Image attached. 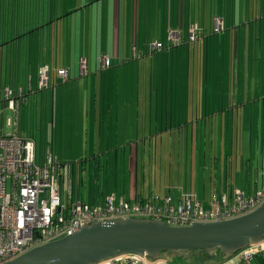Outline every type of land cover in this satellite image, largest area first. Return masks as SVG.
Listing matches in <instances>:
<instances>
[{"label": "crops", "instance_id": "0c3cea01", "mask_svg": "<svg viewBox=\"0 0 264 264\" xmlns=\"http://www.w3.org/2000/svg\"><path fill=\"white\" fill-rule=\"evenodd\" d=\"M167 1L170 0H83L79 8H70L69 0H0V45L16 38L13 43L0 47V90L2 92L7 88L15 95L6 101L0 92V135L6 131L3 117L11 110L12 114L16 112L14 123L18 135L33 139L35 135H26L27 132L21 130L17 112L20 106L25 107L30 100L28 96L34 93V76L37 85L42 66L66 71V84L60 87L59 78L51 74V88L44 90L46 93L43 95L53 114L52 131L56 129L54 110L60 103L64 122L61 126L67 124L70 130L78 132L79 137L75 136L78 138V150L74 153L60 151L58 154L54 151L57 142L51 136L50 140L46 138L41 143L42 153L38 158L37 142L34 145L36 162L39 159L37 164L42 162L49 147L61 164L72 166L73 177V164L76 166L77 180L72 183V201L80 199L90 205H102L107 196L113 197L117 203L158 195L170 197L175 203L186 197L192 204L199 203L204 210H208L213 196L219 198L235 191L252 196L262 186L264 58L213 60L208 58L206 42L207 37L216 36L213 34L214 16L224 19V24L230 14L234 16L233 26L227 27L224 33L238 25L235 19H242L246 12L241 7L242 0H184L189 1L190 7L188 10L185 8L182 14H179L177 4L171 8ZM147 2L151 3V9L152 4L157 2L162 6L158 16L162 36L153 43H161L163 49L166 43L168 50L185 48L186 53L179 54L185 63L174 79L176 84H173V89L158 94L160 100L157 104L160 103V106L152 105V91L143 90L142 96L139 94L137 97L142 101L135 108L132 90L120 91L118 87L112 90L117 75L115 77L111 69L120 65L121 55L129 56L126 43L130 42L131 31L133 59H139L143 54L149 57L159 53L153 52L151 47L147 51L152 41L146 42L145 30L143 47L140 45L142 13L139 9ZM96 3L100 4L96 6ZM72 11L80 13L82 28L78 44V34L74 38L75 45L69 43V16ZM166 11H173V15H166ZM97 16L102 18L100 26L105 23L107 26L105 19L108 16L115 17L112 34H106V39L100 32V40L99 37L96 40L98 33H94L95 50L96 47L99 49V56L90 47L91 43L87 45L89 31L86 34L87 27L81 22V19H97ZM152 16L153 13L149 18ZM128 17L134 22L130 27L125 24ZM136 18L140 19L137 20L138 26H135ZM150 23L153 24L152 21ZM96 25L98 31V22ZM191 27L196 30L194 41H189ZM171 32L179 34L178 47L169 42L168 34ZM126 33L127 40L124 42ZM195 35H199L197 41ZM198 42L202 44L197 47L198 52L192 54L191 46H197ZM6 50L12 51V59L6 57ZM103 56L109 61L108 69L103 66ZM195 60L199 68L191 73L190 64ZM82 65L86 67L87 75H80ZM145 80L150 86L148 72ZM25 90L28 96L24 95ZM22 97L24 102L15 111L12 110L11 103L19 102ZM115 100L116 104L113 103ZM65 105L78 110V113L74 112L77 115L67 117L65 110L68 107ZM50 113L44 117L45 121L50 119ZM91 162L98 164V171L96 175L94 172L89 203L84 172ZM252 264L262 263L256 260Z\"/></svg>", "mask_w": 264, "mask_h": 264}, {"label": "built area", "instance_id": "2783aa9c", "mask_svg": "<svg viewBox=\"0 0 264 264\" xmlns=\"http://www.w3.org/2000/svg\"><path fill=\"white\" fill-rule=\"evenodd\" d=\"M213 27L215 32L222 30V20L216 19ZM168 35L172 45L180 44L178 33L171 32ZM193 39L194 30L191 27L189 41ZM150 47L152 51L163 49V45L158 42L152 43ZM102 59L103 66L108 69V59L104 56ZM85 72L86 67L80 66V73ZM56 74L59 80L67 81L66 71L57 70ZM48 87L49 70L41 67L37 89L43 91ZM5 97H12L8 89L5 90ZM11 106L12 110L16 109L18 101H13ZM14 118L9 116L5 119L6 131L0 135V264L10 262L40 245L71 236L80 228L95 223L144 219L161 221L172 227H187L195 223L242 217L264 202V176L261 188L252 196H244L239 191L219 198L213 196L208 210H204L199 203L192 204L186 197L175 203L170 197L158 195L119 201L115 205L114 198L110 196L105 198L102 205H90L80 199L72 201V166L61 164L49 147L42 162L37 164L34 143L18 135ZM256 256L264 260V243L246 248L224 264H251ZM100 264L171 263L124 255Z\"/></svg>", "mask_w": 264, "mask_h": 264}, {"label": "rangeland", "instance_id": "374dc122", "mask_svg": "<svg viewBox=\"0 0 264 264\" xmlns=\"http://www.w3.org/2000/svg\"><path fill=\"white\" fill-rule=\"evenodd\" d=\"M65 1L66 0H64V2ZM82 3H83V0H69L68 4L70 8H79L82 5ZM167 3L170 4L171 8H173V6L177 4V6L179 7L178 8L179 14H182L185 8L188 10V8L190 7L189 1L184 2V0H170V1H167ZM99 4L100 3H96L95 5L97 6ZM152 6H153V9H151V3L147 2V3H143V6L141 7V9H139L141 10V13H142L141 43H140L141 47H143V44H144L143 30H145V33H146V42L152 41L153 43V41H155L156 39L160 38V36H162V32L160 31L162 30V25L160 24V19L158 17L161 14L162 6H161V3L159 6L158 2L155 4H152ZM241 7L243 10L246 11V15H247L246 18L248 19L247 20L239 19L237 21V24L238 22L239 23L241 22L243 25H241L240 23L236 25V27H232V29L230 27L228 31H226L225 33L223 32L224 29L217 30V32H215L214 27H213V33H215L216 36H212L210 38L207 37L206 39V42L208 43V58L213 59V60L219 59V58H227V57H230V58L238 57V58H245V59H250V60L251 59L254 60V58H257L259 56L264 58V0H247L246 3L244 2V0H242ZM127 8L128 10L130 9L128 7V3H127ZM179 9L180 10L182 9V10L180 11ZM110 11H111V16H112L113 9ZM107 13H109V11ZM152 13H153V16L149 18L150 14ZM167 14L173 15V11H170V12L166 11V15ZM143 15H145V17H143ZM111 16L110 17L108 16L105 19L107 22V26H106V23L105 25L100 26L99 23L100 21H102V18L99 16H97L98 17L97 19H93L92 17L86 18L85 21L84 19H81V22L83 23V25L87 27L86 34L89 31V35L86 36V43L88 46L91 43L90 47L94 50V52H96V54L98 53V56L100 53L97 47L95 50V42H96L95 39L98 40V37H99V40H100V32L103 33V36H102L103 39H106V34L108 33L112 34V30L114 27L113 22H114L115 17L111 18ZM145 18H146V22L144 21ZM137 20L140 21V19L136 18L135 26H138ZM79 21H80V13H75L69 16V32H70L69 36H71L69 43H72V45L76 44L74 43V38H76L77 34H78L77 44L80 39L81 32L79 30L82 28H81V23ZM130 21L132 24L130 23ZM151 21L153 22V24L150 23ZM166 21H167V18H166ZM97 22H98V31L96 29ZM121 22H122V19H121ZM133 23L134 22L132 18H129V17L125 18L126 26L130 27L134 25ZM122 24L124 23L122 22ZM166 28L167 26L165 24V29ZM193 30L196 31L195 28H193ZM222 32L223 34H221ZM94 33L95 34L98 33V36L97 34L95 35V39H94ZM29 36L31 37V35ZM195 36H196V41H197L199 36L198 35H195ZM72 37H73V40H72ZM132 37L133 35L131 31L130 42L126 43L127 51L130 52L129 56L127 57L125 56V54L123 56L121 55L120 65L114 66L111 69L112 71H114L115 77L117 75V79H116L117 81L113 82L112 90L115 91L117 87H118V90L120 91L127 90L129 92L130 90H132L133 96H134L133 105L135 106V108L142 101L141 98L139 99L137 98L138 95L140 94V96H142L143 90H147L148 92L152 91L153 92L152 105L160 106V103L157 104V102L160 100L158 98V94L162 91L167 92V91H170V89H173V84H176L174 79L177 76L178 71L184 68V63H185V60L180 59L181 56H179V54L180 53L185 54L186 50L183 47L177 48L174 50H168L169 46L168 44L165 43L164 49H162L163 51L161 53L160 51H157L159 53H153L151 54L152 56L145 57L144 56L145 54H143L141 58L133 59L134 53L131 47V45H133L131 44ZM135 37L138 40L137 29L135 30ZM123 38L125 42V40H127V33L124 35ZM194 40L195 39H193L192 41ZM34 42L36 43L37 41H34ZM152 43L149 46H147L148 52L150 51V46L152 45ZM193 44H195V42L190 43V45H193ZM201 44L202 43H199L197 46H194V47L191 46V49H190L191 53L195 54L196 51L198 52L197 47H200ZM179 45L180 44L178 45L174 44L173 46L178 47ZM110 48L112 50V46ZM103 51H105L104 47H103ZM136 51L139 52L138 49ZM221 54L224 57H222ZM145 59H147V62L145 61ZM196 68L198 69L199 67L198 65L196 66V60H195V62L193 63L191 62L190 64V72L192 73L193 70L196 71ZM209 69H210V61H209V66H208V73H209ZM147 72H148V77L151 76L150 86L149 84L148 86L146 85L147 84L146 80L144 81V77L147 75ZM80 75L81 76L87 75V71L84 74L80 73ZM34 78H35L33 81V92L34 93L32 92L33 94L28 96L27 90H25L24 95L28 96L30 100L28 103H26L25 107L20 106L17 112L21 120L20 122L21 130L24 131L25 133L27 132L26 135L27 134H29V136L30 134L35 135V137L30 140L33 143L37 142V146H36L37 153L36 154L38 158L40 157L42 153L41 143L45 141L46 138L50 140L51 136H53V140L55 139L57 142V146L54 149V151H56L58 154L60 153V151L65 152V153L76 152L78 150V146L76 144V141L78 138L76 139L75 136H78V132H76V130L74 131L70 130L67 124L64 126H61V124L64 122L62 121V118H63L62 112H60V109H62V106L60 103H58V107L56 106V111L54 110V123L56 124V129L55 131L54 130L52 131L51 116H53V114L50 113L51 109H49L47 98H44L45 94L43 95V93H46V91L45 92L37 91V85L35 83L36 77L34 76ZM59 83H60V87L66 84V82L63 83L62 80H60ZM145 85L147 86V88H145ZM23 98L24 97L20 98L23 100V101L21 100L20 103L24 102ZM116 102H117L116 100L113 101L114 104H116ZM120 106H121V102H120L119 108ZM65 107H68V106L65 105ZM76 108H78V105H76ZM75 111L76 113H78L77 112L78 110H74V108L68 107V109L65 110L66 116L68 117L69 115H73V114L77 115L76 113H74ZM47 112L50 113V117H49L50 119L48 121H45L44 117L46 116V114H48ZM7 113L8 114L6 115V118L9 116L14 118L16 114V112L12 114L13 112L11 110L7 111ZM60 128H63L61 129L62 131H60ZM98 149H99V146H98ZM125 161H126L125 166L127 167L128 155H126ZM38 162H39V159H37V163ZM73 166H74L73 181H76L77 180V176H76L77 173L75 171L76 166L74 164ZM121 168L123 169V166H121ZM105 169H106V166H104V170ZM97 171H98V164H94L91 162V164L89 165V168L85 170L84 172L86 173V176H87V189L86 190L88 194L87 200L89 203L91 202V199H90L91 198L90 197L91 187H92V183L94 181L95 175L97 174ZM94 172H95V175H94ZM127 176L129 179L128 173H127ZM117 203L115 201L114 205ZM175 256L176 255H173V254L172 255L162 254L160 259L165 262L171 263V264H176L175 261H177V259L175 258ZM217 256H218V253L216 254L215 259L212 260L213 262L215 261V264H216ZM180 258L186 259L187 261H189L190 259L196 258L197 263L194 260L192 261L190 260V261L195 264H205L204 258H207V256L204 255L202 256L201 259H198L197 257H192V258L180 257ZM226 261L227 260L221 257V260L217 264H224ZM182 263H184V261H182L181 264Z\"/></svg>", "mask_w": 264, "mask_h": 264}, {"label": "water", "instance_id": "95a60500", "mask_svg": "<svg viewBox=\"0 0 264 264\" xmlns=\"http://www.w3.org/2000/svg\"><path fill=\"white\" fill-rule=\"evenodd\" d=\"M264 243V202L235 219L172 227L161 221L119 219L82 227L71 236L35 247L5 264H100L134 255L158 261L162 254L177 257L216 254L231 259L250 246Z\"/></svg>", "mask_w": 264, "mask_h": 264}, {"label": "trees", "instance_id": "16d2710c", "mask_svg": "<svg viewBox=\"0 0 264 264\" xmlns=\"http://www.w3.org/2000/svg\"><path fill=\"white\" fill-rule=\"evenodd\" d=\"M75 12V11H74ZM74 12L72 11L70 14L72 15V14H74ZM245 14V16L242 18V19H248V18H246L247 17V15H246V12L244 13ZM233 17L234 16H232L231 14L229 15V17H227V19H226V22H225V24H224V19H222V18H219V17H213L212 18V21H213V23H214V21L216 20V19H219V20H222V22H223V32L225 31V29L227 28V27H229V26H233V22H234V20H233ZM236 20V23H237V21L239 20L238 19V17L235 19ZM246 20H244V21H246ZM241 23V22H240ZM239 22H238V24H240ZM241 25H243L242 23H241ZM222 32V33H223ZM213 34H215V33H213ZM201 35V34H200ZM216 35V34H215ZM199 36V35H198ZM16 40V38L15 37H13L10 41H6V43L5 44H1L0 45V47L1 46H6V44H9V43H13L14 41ZM8 46H10V45H8ZM173 46V45H172ZM25 53H23V55H24ZM7 55V56H6ZM6 57H8V59H12L13 58V56H12V51H9V50H6ZM22 55V56H23ZM5 57V58H6ZM42 67H47V66H42ZM109 67H110V64H109ZM48 68V70H49V87L46 89V90H48V89H50L51 88V85H52V82H50V75L51 74H53L55 77H57V74H56V71L57 70H61V69H59V68H54V69H50L49 67H47ZM58 78V77H57ZM67 80H68V78H67ZM60 81V80H59ZM63 83H65V82H63ZM7 89V88H6ZM5 88H4V90H2V92H1V90H0V92L2 93V95L4 94L5 95V90H6ZM9 91H10V89H8ZM44 91V90H43ZM11 92V91H10ZM3 95V100H6V101H8V99L5 97ZM11 95H12V97H14L15 95H13L12 94V92H11ZM20 102H21V100L18 102V105L20 104ZM4 119H6V116L5 117H3ZM3 119V120H4ZM35 146V145H34ZM264 176V175H263ZM175 258L177 259V261H175V263L176 264H181V262L182 261H184V263H182V264H195V263H192L191 261L192 260H194L195 262H196V258H193V259H190L189 261H187L186 259H183V258H180V257H177V256H175ZM221 260V256L219 255V253H218V256H217V258H216V264L219 262ZM256 260H258L259 261V263H262V264H264V260L260 257V256H256L254 259H253V262L254 261H256ZM204 262H205V264H215V261L213 262L212 261V259L210 258V259H207V258H204ZM197 263V262H196ZM252 264V263H251Z\"/></svg>", "mask_w": 264, "mask_h": 264}]
</instances>
